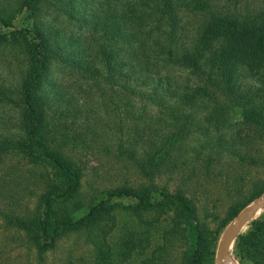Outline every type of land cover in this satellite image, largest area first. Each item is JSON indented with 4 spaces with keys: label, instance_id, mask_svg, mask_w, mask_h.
<instances>
[{
    "label": "trees",
    "instance_id": "1",
    "mask_svg": "<svg viewBox=\"0 0 264 264\" xmlns=\"http://www.w3.org/2000/svg\"><path fill=\"white\" fill-rule=\"evenodd\" d=\"M240 4V0H13L0 5V33L6 35L0 40L23 58L19 82L9 92L0 88L20 109L17 134L0 127V169L8 173L30 166L25 185L15 189L23 182H7L2 196L10 206L3 211V221L21 232L35 264H45L48 252L72 235L83 236L90 246V264H216L218 232L200 220L187 190L171 191L156 178L177 167L185 142L199 131L211 145L213 128L221 130L236 109L264 136V7L242 12ZM185 8L199 18L191 37L181 24ZM62 16L80 32L63 28ZM56 63L68 69L71 83L55 76ZM173 66L187 70L189 80L173 76ZM102 79L115 86L125 82L134 94L131 100H147L162 116L156 135L141 146L135 143L131 151L132 157L139 153L136 163L148 181L105 188L87 202L82 191L85 166L74 155L76 138L60 117L79 111L82 86ZM224 141L218 139V146L225 147ZM28 190L37 198L30 210L21 208L16 197L23 191L25 198ZM250 191L249 197L238 194L231 203L228 220L264 194V181ZM116 210L155 212L154 221L171 215L174 228L182 232H163L155 243L148 232H125L113 241ZM170 234L184 240L177 259H171ZM231 252L240 264H264V210L240 230Z\"/></svg>",
    "mask_w": 264,
    "mask_h": 264
},
{
    "label": "rangeland",
    "instance_id": "2",
    "mask_svg": "<svg viewBox=\"0 0 264 264\" xmlns=\"http://www.w3.org/2000/svg\"><path fill=\"white\" fill-rule=\"evenodd\" d=\"M9 1L13 0H0V5ZM240 1L242 12H246L247 7H264V0ZM184 10L185 12L181 13V24L185 35L191 37L195 34L199 18L188 9ZM59 19L62 27L68 28V32H80V27L67 22L63 16ZM5 38L6 35L0 33V39ZM1 40L0 88L9 92V89L19 82L23 58L10 43ZM173 67L170 72L179 81L189 80L187 70ZM53 73L67 84L74 79L68 74V69L59 63L55 64ZM90 83L91 81L86 83L88 85L82 86L78 92L80 110L69 111L60 117V123L65 122L69 125L70 135L76 138L72 147L74 155L85 166L82 191L87 202L97 199L105 188L124 182L137 185L148 181L139 172L136 163L139 153L132 157L131 151L135 143L139 142L141 146L148 137L156 135V128L160 126L159 116H162V113L147 100L139 99L136 102L131 100L134 94L126 88L123 81L116 86L103 79L98 83L93 82V86H89ZM84 87L86 90L83 92ZM19 116L20 109L16 103L9 101L0 89V127L6 132L17 134ZM58 119L59 116L56 120ZM213 129L215 136L211 137L213 142L211 145L208 146L201 131L198 132L199 136H191L179 154L177 167L167 169L158 175L156 183L161 187H168L171 191L180 187L187 190L188 195L197 204L200 220L211 232L215 234L218 232L219 243L230 223L245 207L258 199L252 200L235 217L228 220L229 206L236 200L238 194L244 193L247 198L253 185L264 181V136L254 126L244 122L237 109L230 116L227 125L221 130ZM218 139L226 140L222 142L225 147L232 146H229V149L219 147ZM14 161H17L16 157ZM29 167L27 165L19 168L21 171L8 173L6 168L0 169V264L36 263L33 250H29L27 242L20 238L21 232L6 227L3 221V211H7L10 206L9 199L2 196V193L6 192L7 182L10 180L14 183L23 182L15 189L25 185L28 181H24V177L28 175ZM23 194V191H19L16 195L19 206L23 209L27 207V210L34 209L37 205L36 195H30L29 190L26 191L25 198H22ZM115 215L117 227L112 237L113 241L118 240L125 232L134 234L148 232L155 243L163 232H182L178 226L174 228L171 215L165 214L157 221H154L157 219V213L150 211L138 215L116 210ZM170 238L168 246L171 247V259H177L184 240L180 234H177L176 238L174 234H170ZM112 244L115 245L113 242ZM151 249L149 248L148 252ZM231 249L230 254L240 264ZM226 262L231 264L230 261ZM90 263V246L80 235L63 238L56 249L48 252L45 262V264Z\"/></svg>",
    "mask_w": 264,
    "mask_h": 264
},
{
    "label": "water",
    "instance_id": "3",
    "mask_svg": "<svg viewBox=\"0 0 264 264\" xmlns=\"http://www.w3.org/2000/svg\"><path fill=\"white\" fill-rule=\"evenodd\" d=\"M264 209V194L260 196L253 203L243 209V211L235 218L229 225V227L222 234L217 248L216 264H226L224 261L232 260L234 264L238 262L230 254V249L234 243V240L240 230L245 224L254 218L258 213Z\"/></svg>",
    "mask_w": 264,
    "mask_h": 264
},
{
    "label": "bare ground",
    "instance_id": "4",
    "mask_svg": "<svg viewBox=\"0 0 264 264\" xmlns=\"http://www.w3.org/2000/svg\"><path fill=\"white\" fill-rule=\"evenodd\" d=\"M226 261H230L231 262V264H234V262L232 261V260H226ZM226 261H224L226 264H229V263H227Z\"/></svg>",
    "mask_w": 264,
    "mask_h": 264
}]
</instances>
